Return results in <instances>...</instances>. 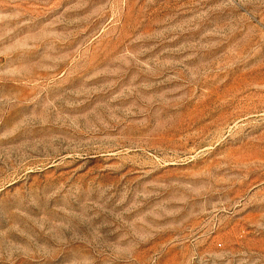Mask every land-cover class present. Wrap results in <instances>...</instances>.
Instances as JSON below:
<instances>
[{"label": "rangeland", "instance_id": "obj_1", "mask_svg": "<svg viewBox=\"0 0 264 264\" xmlns=\"http://www.w3.org/2000/svg\"><path fill=\"white\" fill-rule=\"evenodd\" d=\"M0 264H264V0H0Z\"/></svg>", "mask_w": 264, "mask_h": 264}]
</instances>
